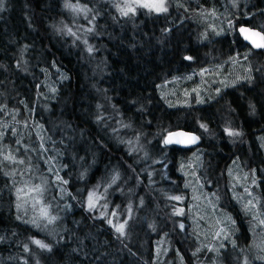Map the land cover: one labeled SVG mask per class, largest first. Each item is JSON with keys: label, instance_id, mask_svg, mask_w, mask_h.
Masks as SVG:
<instances>
[{"label": "trees", "instance_id": "16d2710c", "mask_svg": "<svg viewBox=\"0 0 264 264\" xmlns=\"http://www.w3.org/2000/svg\"><path fill=\"white\" fill-rule=\"evenodd\" d=\"M164 8L0 0V264H264V181L247 208L231 175L264 179V50L237 33L264 34V0ZM200 72L219 85L174 105L167 86L193 92ZM176 130L198 145L165 144ZM192 154L228 224L202 223L206 237L190 227Z\"/></svg>", "mask_w": 264, "mask_h": 264}, {"label": "rangeland", "instance_id": "374dc122", "mask_svg": "<svg viewBox=\"0 0 264 264\" xmlns=\"http://www.w3.org/2000/svg\"><path fill=\"white\" fill-rule=\"evenodd\" d=\"M110 1H115V0H110ZM119 1L123 2L124 5L144 7L146 9L153 10L155 12H159V13L162 12L157 10V7L161 4V0H119ZM165 1L166 0H162L163 7L165 5ZM144 5H147V7H145ZM199 75L200 77L197 76V78L198 77L199 78L192 87L193 92L188 88H185V86L184 88L179 87V85H183L180 78L175 79L174 81L171 82V84H169V86H167V89L169 88L168 90L170 91L167 94L168 98L174 99L175 96L177 95V99L175 100L176 102L174 103V105L185 103V101L182 100L183 99L182 97L178 99V95L181 96L186 94L192 98V96H194L193 93H195L196 96H194V98L198 99L199 91L208 93L209 92L208 88L213 89L217 87V80H218L217 73L210 72L205 75L203 72H200ZM190 79H192V77H190ZM184 82L187 83L188 79H184ZM181 169L184 173V176L186 177L187 183H189L190 185V187H188V192L191 196V202L188 204L187 208L191 213L189 219H190V227L192 228V230L195 229L199 236L206 237L207 236L206 227L201 226L202 223L212 224L211 226H213V228L218 231L220 228H222V224L223 225L225 224V227H227L228 224L223 220L220 221L218 215L219 213L215 212L214 210L215 209L213 202L214 200L211 199V197L215 198V196H213L210 192L208 193L204 188V186L201 183H199V181L195 178V172L199 174L202 172L206 176L200 156H195L194 154H192L187 160L183 162ZM239 169L240 168L237 165H235L234 169L231 171V175H233V172L235 171L234 174L236 179H243V180L246 179V182L243 183L246 184V186L245 187L242 186V191L240 193L242 202L247 208H254L256 204L255 200L258 199L255 194L256 191L255 186H260V183H262L264 179H256L255 177H257V174L254 173L255 176L250 175L249 179L251 180L248 181L247 179L248 174L245 172L243 174L242 171L239 172ZM259 171H260L259 175L264 174V168ZM243 180L238 181L239 185H241ZM30 183H31L30 180L24 181L25 186L26 184H30ZM239 185L237 184L238 187H240ZM178 211L181 213L180 209H178ZM200 226L203 228H201Z\"/></svg>", "mask_w": 264, "mask_h": 264}, {"label": "water", "instance_id": "95a60500", "mask_svg": "<svg viewBox=\"0 0 264 264\" xmlns=\"http://www.w3.org/2000/svg\"><path fill=\"white\" fill-rule=\"evenodd\" d=\"M237 33L242 41L254 51L264 50V34L257 29L247 26L237 28ZM199 138L196 134L183 130L169 132L165 137V144L183 149L197 146Z\"/></svg>", "mask_w": 264, "mask_h": 264}, {"label": "snow or ice", "instance_id": "6c2138e0", "mask_svg": "<svg viewBox=\"0 0 264 264\" xmlns=\"http://www.w3.org/2000/svg\"><path fill=\"white\" fill-rule=\"evenodd\" d=\"M145 7H147V5H144ZM158 11H166V9L163 7V2L161 0V4L157 7ZM123 229V225H121L117 230L118 231H122ZM36 243H39V241H37ZM41 247H44V245H41Z\"/></svg>", "mask_w": 264, "mask_h": 264}, {"label": "flooded vegetation", "instance_id": "af4514ba", "mask_svg": "<svg viewBox=\"0 0 264 264\" xmlns=\"http://www.w3.org/2000/svg\"><path fill=\"white\" fill-rule=\"evenodd\" d=\"M219 85V82H217V86ZM261 179H263V177L261 178Z\"/></svg>", "mask_w": 264, "mask_h": 264}]
</instances>
